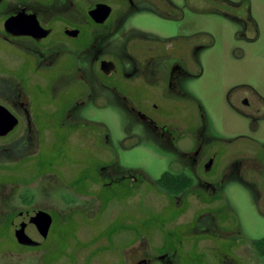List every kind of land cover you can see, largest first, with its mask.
<instances>
[{
	"label": "rangeland",
	"instance_id": "1",
	"mask_svg": "<svg viewBox=\"0 0 264 264\" xmlns=\"http://www.w3.org/2000/svg\"><path fill=\"white\" fill-rule=\"evenodd\" d=\"M104 1L118 6L105 26L80 13L79 26L91 57L100 52L117 70L98 78L97 64H80L93 83L81 99L70 89L77 76L30 87L14 47L0 44V105L19 120L0 138V264H264L252 245L264 239V152L223 171L216 159L205 171L219 142L264 148V0ZM134 70L140 80H127ZM166 79L177 95L166 94ZM63 111L61 121L90 127H60ZM87 136L94 144L79 147ZM102 164L110 178L136 176L100 190L92 183ZM166 171L187 174L193 189H159ZM32 210L53 224L45 240L28 225L41 247L27 249L8 223Z\"/></svg>",
	"mask_w": 264,
	"mask_h": 264
},
{
	"label": "flooded vegetation",
	"instance_id": "2",
	"mask_svg": "<svg viewBox=\"0 0 264 264\" xmlns=\"http://www.w3.org/2000/svg\"><path fill=\"white\" fill-rule=\"evenodd\" d=\"M80 1H83L82 3H84V0H80ZM85 1H87L88 3L87 6H82L80 9L78 8V0H60V1L59 0H0V44H9L10 46L14 47L13 48L14 50L9 51L8 49V51L11 57H16L17 59H20V61L17 64L18 68L20 69L24 67V70H21L23 73L22 76H25V79H27V81L31 85L30 87L46 90L47 89L46 85L42 84L41 82L47 83L50 81H54L55 78L59 75L60 76L68 75L70 77L77 76L78 78L81 77L79 78L80 79L79 82H77L70 88L71 92L73 91L74 93L73 96H76L73 99L74 101L76 99H81L87 96L90 91V86L91 84H93L92 82H90V80L86 79L85 71L80 72L81 71L79 67L80 64H82V66H86V64L88 63L91 65V67L92 65L97 64L99 74H96L95 72L93 73L98 78H102L104 76L109 77L112 76L114 72H116L117 66L114 60H108V59L106 60L101 58L99 55L100 52H96L93 57H91V54H89L90 41L88 36L86 35V30L83 27L81 28L79 26L85 22L83 21L79 23L80 22L79 18L80 19L82 18L81 16H79V13L85 16L87 19L91 20V22L95 26L103 27L112 18L113 13L117 10L118 6L115 8L111 3L109 4L104 0H85ZM127 2L130 7H134L136 5L134 0H127ZM97 5H107L110 8L109 16L101 24L96 23L89 14L90 9ZM119 14L120 16H122V11L119 12ZM32 16L35 17L41 29L49 31L45 37H41L40 39H35L31 35H22V34L13 35L12 33L7 32L5 27V22L8 19L14 17H20L21 20L23 19V21H28L29 19H31ZM72 16L75 19L73 21L71 20ZM59 17H62L63 20H59L58 19ZM59 22H61L62 25H59ZM18 29L21 30L20 28ZM13 30L16 31L17 29L13 28ZM59 38H61L62 44H69L67 49L59 50V46H58V44H60L58 42ZM16 49L19 52H17ZM85 55L88 58L85 62L82 63V59L85 57ZM102 62L113 64L114 67L108 74L103 72ZM172 66L183 68L182 64L179 62H175ZM136 70H134V72L131 73L130 75H127L126 79L127 80L139 79V75L136 74L135 72ZM153 83H151L152 85L150 86H154ZM166 87H167L166 94L177 95L174 85L169 80H167ZM20 90L24 94H26L24 89H20ZM243 104L245 108L250 107L248 100H245ZM48 109L50 115L55 116L58 113V110L54 109L53 107H48ZM63 114L64 111L59 114V121H58L59 126L62 128L64 127L68 128L71 126H77V128H81L82 126L86 128L90 127V126H86L85 122L82 121L81 122L61 121L60 118L62 117ZM17 126H19V120ZM74 132H76V130H73L71 133ZM90 134L91 133H89L88 135ZM87 137L81 138L77 143V145H79V147L83 145L84 147L86 144L89 143L94 144L93 139H95V136H91V137L87 136ZM66 138L69 139V137ZM194 144L196 145V148L194 150L193 155L196 156L202 150L203 143L202 141L201 142L195 141ZM242 144L243 147L233 150L231 149L232 143L231 144L227 143L226 145H224L222 142H219L220 147H217L219 149L214 150V152H212L211 155H208V159L205 164V171H208L212 167L216 159L220 160L219 167L221 171H223V169H225L226 167L229 166L234 167L237 164L242 163V161H249L251 159H255L259 156L258 153L264 152V148H262L259 144L255 142L245 140L244 143ZM226 148L227 150L224 151V149ZM231 152L237 155H239L240 153L239 155L240 158L234 159L231 162V164L225 163L226 161L225 158H227V156L229 157V155L232 154ZM182 153L186 154L185 152ZM207 166H209L208 169H206ZM106 168H108V166L102 164L96 169L98 182L92 183V185L95 186L99 185L100 190L106 184L117 182L121 178L129 176L127 173L126 175H123L121 177L110 178L107 176L108 174L106 172ZM203 182L206 183V185H208L209 187L213 185V183H209L206 181ZM257 185L258 184H256V186ZM259 185L261 187L262 186L264 187V176H263V180L259 183ZM26 214L27 212L20 213V215L23 216V218H26ZM10 221L8 224L12 225ZM52 224H53V217H52L51 226ZM28 225L34 227V225L32 224H27L25 226V229ZM51 226L49 228L48 234L50 232ZM19 246L27 249H31V248L36 249L41 247V243L38 247H28L22 245Z\"/></svg>",
	"mask_w": 264,
	"mask_h": 264
},
{
	"label": "water",
	"instance_id": "3",
	"mask_svg": "<svg viewBox=\"0 0 264 264\" xmlns=\"http://www.w3.org/2000/svg\"><path fill=\"white\" fill-rule=\"evenodd\" d=\"M110 8L107 5H97L90 9L89 14L92 19L98 23H103L109 16ZM7 32L13 35H31L35 39L45 37L49 31L43 30L38 25L35 17H31L28 21L21 20L20 17L10 18L5 22ZM13 28L17 30L14 31ZM20 28L21 30H19ZM112 63L102 62V70L108 74L113 69ZM18 125L17 117L12 114L6 107L0 105V138L7 136ZM207 166L206 169H208ZM52 223V217L50 215L43 216L40 211H28L26 214V221L22 223L11 222L14 228V238L19 245L28 247H38L40 242L33 240L25 232V226L27 224L34 225L38 235L41 239H46L49 228Z\"/></svg>",
	"mask_w": 264,
	"mask_h": 264
},
{
	"label": "trees",
	"instance_id": "4",
	"mask_svg": "<svg viewBox=\"0 0 264 264\" xmlns=\"http://www.w3.org/2000/svg\"><path fill=\"white\" fill-rule=\"evenodd\" d=\"M128 175L131 179H134L136 176L135 173H128ZM154 184L171 196H179L185 195L192 190L194 181L183 172L166 171L154 181ZM252 245L258 252V255L264 257V239L254 241Z\"/></svg>",
	"mask_w": 264,
	"mask_h": 264
}]
</instances>
